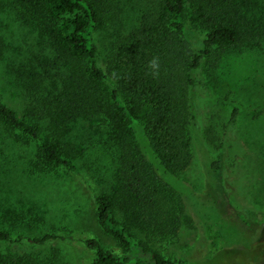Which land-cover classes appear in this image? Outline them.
<instances>
[{"label":"trees","instance_id":"1","mask_svg":"<svg viewBox=\"0 0 264 264\" xmlns=\"http://www.w3.org/2000/svg\"><path fill=\"white\" fill-rule=\"evenodd\" d=\"M125 31L111 33L110 0H12L17 19L36 32L50 56L15 67L24 98L20 116L0 95V124L39 142L38 158L71 170L77 149L64 140L79 121L103 119L115 151L114 187L96 197V215L124 251L85 238L92 264H176L132 233L148 240L177 236L185 215L182 193L172 184L193 160L192 124L202 70L219 68L226 54L262 48L264 0H150ZM188 23L204 37L193 45ZM0 35V63L8 54ZM234 113L230 123L235 122ZM47 133L46 137L42 132ZM223 147V143L221 144ZM222 158L210 160L220 169ZM71 236V230H67ZM62 236L12 237L0 228V244L42 247ZM32 253L14 259L0 251V264H35ZM197 264V263H193Z\"/></svg>","mask_w":264,"mask_h":264},{"label":"rangeland","instance_id":"2","mask_svg":"<svg viewBox=\"0 0 264 264\" xmlns=\"http://www.w3.org/2000/svg\"><path fill=\"white\" fill-rule=\"evenodd\" d=\"M110 1L115 18L101 36L105 40L128 29L151 4ZM11 3L0 0V35L9 47L0 63V95L21 116L24 98L15 67L50 55L39 35L17 19ZM186 35L195 46L204 37L190 23ZM201 75L205 84L196 92L192 164L170 177L186 203L178 234L151 242L139 229L132 233L176 264H259L264 259V43L224 55L218 69H203ZM234 113L236 120L230 123ZM108 131L103 119L72 126L64 139L78 150L72 162L76 169L71 170L39 161V142L0 124V228L14 238L52 232L62 236L37 248L22 241L2 243L0 251L14 259L32 253L35 264H92L95 253L85 238H96L110 250H127L105 232L95 211L96 197L115 185L116 154L107 144ZM219 157L221 168H209L210 160ZM141 264L152 263L145 258Z\"/></svg>","mask_w":264,"mask_h":264},{"label":"flooded vegetation","instance_id":"3","mask_svg":"<svg viewBox=\"0 0 264 264\" xmlns=\"http://www.w3.org/2000/svg\"><path fill=\"white\" fill-rule=\"evenodd\" d=\"M251 264H256V260H254ZM259 264H264V259Z\"/></svg>","mask_w":264,"mask_h":264}]
</instances>
